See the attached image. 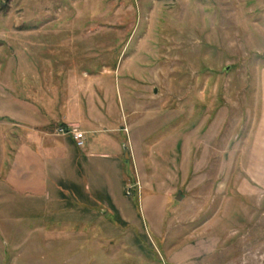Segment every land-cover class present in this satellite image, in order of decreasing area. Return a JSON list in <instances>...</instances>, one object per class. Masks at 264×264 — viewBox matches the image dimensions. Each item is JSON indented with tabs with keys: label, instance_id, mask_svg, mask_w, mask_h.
<instances>
[{
	"label": "rangeland",
	"instance_id": "374dc122",
	"mask_svg": "<svg viewBox=\"0 0 264 264\" xmlns=\"http://www.w3.org/2000/svg\"><path fill=\"white\" fill-rule=\"evenodd\" d=\"M49 73L117 128L89 135L122 216L5 191L0 264H264V0H0V147Z\"/></svg>",
	"mask_w": 264,
	"mask_h": 264
},
{
	"label": "crops",
	"instance_id": "0c3cea01",
	"mask_svg": "<svg viewBox=\"0 0 264 264\" xmlns=\"http://www.w3.org/2000/svg\"><path fill=\"white\" fill-rule=\"evenodd\" d=\"M81 71L80 75H85L84 70ZM73 74L75 79L77 72ZM68 76L65 73H55L54 76L49 73L47 87L41 93L42 106H35L29 101L22 103L25 113L21 114H25L22 117L26 121L21 127L27 130L24 129L17 138L6 136L7 140L0 147V198H4L6 191L30 199L62 202L65 194H69L74 195L77 205L88 208L96 203V199L98 203L104 199L105 204L118 213L115 218L121 219L113 198L117 195L112 197L103 183L108 174L104 172L100 179L101 166L94 162L97 151L92 148L94 145L89 135L104 129L116 131L117 128L106 124L95 113L97 105L93 104L94 96L87 88H81L78 83L67 86ZM60 124L82 130L84 146H76L68 133L55 132ZM122 129L126 128L119 126L118 131ZM123 142L125 144L126 141ZM129 158L130 155L123 157ZM118 205L120 208L130 207V203L122 199Z\"/></svg>",
	"mask_w": 264,
	"mask_h": 264
},
{
	"label": "built area",
	"instance_id": "2783aa9c",
	"mask_svg": "<svg viewBox=\"0 0 264 264\" xmlns=\"http://www.w3.org/2000/svg\"><path fill=\"white\" fill-rule=\"evenodd\" d=\"M55 132H61V133H68L71 135L72 139L74 140V143L78 147L84 146V135L83 131L76 128V127H68L66 125H58L55 128ZM126 194L130 193V185L125 188L124 191Z\"/></svg>",
	"mask_w": 264,
	"mask_h": 264
},
{
	"label": "water",
	"instance_id": "95a60500",
	"mask_svg": "<svg viewBox=\"0 0 264 264\" xmlns=\"http://www.w3.org/2000/svg\"><path fill=\"white\" fill-rule=\"evenodd\" d=\"M128 156H129L128 147H127V145L123 144V157L127 158ZM180 196H181V193L179 191H177L175 198L178 199V198H180Z\"/></svg>",
	"mask_w": 264,
	"mask_h": 264
}]
</instances>
